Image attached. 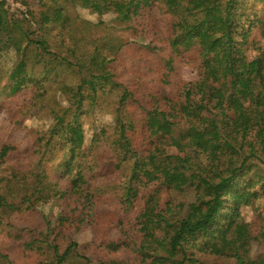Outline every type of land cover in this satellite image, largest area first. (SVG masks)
<instances>
[{
	"label": "trees",
	"instance_id": "1",
	"mask_svg": "<svg viewBox=\"0 0 264 264\" xmlns=\"http://www.w3.org/2000/svg\"><path fill=\"white\" fill-rule=\"evenodd\" d=\"M33 2L30 17L18 18L0 0V56L15 53L0 98L33 86V107L52 117L34 139L62 157L52 178L40 162L22 172L7 164L16 145L0 141V208L30 213L52 199L60 210L42 227L7 223L21 256L33 264H264V0ZM70 5L112 13L130 37L149 40L84 49ZM127 46L160 55L151 80L118 69ZM178 63L196 74L174 87ZM46 82L67 106L41 97ZM107 89L118 90L112 123L86 142L82 117ZM85 226L92 237L78 245L72 235ZM0 264H18L2 245Z\"/></svg>",
	"mask_w": 264,
	"mask_h": 264
},
{
	"label": "rangeland",
	"instance_id": "2",
	"mask_svg": "<svg viewBox=\"0 0 264 264\" xmlns=\"http://www.w3.org/2000/svg\"><path fill=\"white\" fill-rule=\"evenodd\" d=\"M20 1L27 2V5H22ZM9 6V13L18 18H29L30 15L26 12L28 6L34 10L37 8L36 3L33 0H6ZM67 13L72 17L73 26L76 29L77 37H83L81 40V47L86 49L95 44L103 45L106 41H111L113 45L125 42H139L141 45L148 42V36L141 39H134L130 37L129 30H126V24L114 20L112 13H104L98 15L89 11L86 8H82L78 5L68 6ZM102 22V23H101ZM32 28H36V25ZM55 30L47 35L51 45V49H56ZM40 31H36L34 36H39ZM41 36V35H40ZM137 40V41H135ZM135 46L123 47L120 51L121 61L118 64V69L127 70L132 78H141L145 81L151 80L158 70V62L160 55L153 53L142 52L140 55L134 54ZM15 62V53L12 49L5 50L0 56V78H6V73L11 70ZM124 68V69H123ZM123 72V71H122ZM196 74V70L192 65L176 64L175 71L172 73V85L176 87L180 82L193 80ZM61 78L63 81L75 82L77 78H71L69 73H62ZM44 95H41L45 99L57 100L61 106H67L64 95L60 94L53 85L48 87ZM51 85V83H49ZM53 87L54 90H51ZM50 88V89H49ZM173 88V87H172ZM118 90L109 91L106 90V94L99 98L98 105L87 115H83L82 121L84 123V135L86 142H89L95 129L101 126H110L112 123V109L116 102V96ZM25 95V97H24ZM25 98V99H24ZM39 99V93L35 91L33 86H29L22 90L21 93H17L13 96H4L0 98V141L12 142L16 145V150L13 151L7 160L8 167L10 164H15V167H19V170L27 171L35 168L36 162H40V165L45 168L47 176L50 178L51 174L56 171V165L61 159V154L58 153L59 149H55L53 157L50 156V152H46L48 145L45 142L37 144L35 141L36 133L44 134L51 123V115L49 116L43 109H37L33 107L35 100ZM46 138V135H45ZM176 148L171 146L167 148L168 154L176 153ZM100 155V154H99ZM109 156V155H108ZM107 155L103 154L104 160ZM100 162V161H99ZM254 163H251L252 166ZM255 165V164H254ZM256 169H260L263 172V166L258 164L253 167V172ZM98 169V168H97ZM128 170V168H127ZM99 171V169H98ZM9 172V171H8ZM27 175V173H26ZM121 172H115L113 174V181L120 182L123 177ZM100 184V182H98ZM182 197L189 198L188 194L182 193ZM263 203V201H259ZM35 211L27 212H15L9 213L5 208H0V245L9 253L11 259H15L18 264H33L29 259H24L21 256V250L18 247H14L12 239L9 238L6 232L7 223L14 224L15 226L31 227L37 225L42 227L44 221L47 219L53 222L56 219L58 211L60 210L55 200L49 199L48 201H41L35 204ZM243 218L249 220L252 216L251 206H244L241 208ZM44 220V221H43ZM93 229L85 226L78 232L72 235V240L78 245L89 241L92 237ZM3 240H10L5 241ZM36 257V256H34ZM211 257V256H209ZM212 258H210L211 261ZM217 262L226 261L223 257L216 259ZM75 264V263H66ZM229 264V261H226Z\"/></svg>",
	"mask_w": 264,
	"mask_h": 264
}]
</instances>
